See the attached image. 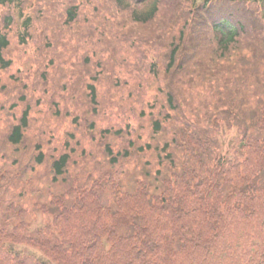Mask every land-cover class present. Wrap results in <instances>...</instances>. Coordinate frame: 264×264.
<instances>
[{"label": "trees", "instance_id": "obj_1", "mask_svg": "<svg viewBox=\"0 0 264 264\" xmlns=\"http://www.w3.org/2000/svg\"><path fill=\"white\" fill-rule=\"evenodd\" d=\"M27 1L0 0L17 8L24 34L32 17L19 7ZM111 1L142 24L164 3ZM192 2L174 3L179 42L166 50L169 91L160 86L165 99L149 136L141 127L104 130L127 143L106 141L98 165L82 159L85 149L49 160L40 144L30 156L25 148L0 155V264H264V0H203L210 27ZM65 12L75 22L78 4ZM4 21L8 30L15 17ZM206 34L216 43L211 55L187 57L193 42L208 49ZM10 44L0 29L1 69L12 64ZM88 88L98 104L96 85ZM28 128L26 109L8 143L20 145ZM230 129L238 132L232 155L220 138ZM149 153L154 162L133 161Z\"/></svg>", "mask_w": 264, "mask_h": 264}, {"label": "rangeland", "instance_id": "obj_2", "mask_svg": "<svg viewBox=\"0 0 264 264\" xmlns=\"http://www.w3.org/2000/svg\"><path fill=\"white\" fill-rule=\"evenodd\" d=\"M142 1L135 7L145 9L154 0ZM174 3L164 0L157 17L142 24L134 22L129 10L117 11L111 0H47L42 5L39 0H28L24 8L19 7L32 17L28 34H24L17 8L0 6V29L8 33L11 42L5 57L12 62L8 69L0 68V155L25 148L30 156L42 147L50 160L66 148L79 153L85 149L82 159L98 165L106 141L117 147L127 143L113 134L105 138L104 130L141 127L144 137L149 136L152 119L159 115L157 107L165 99L160 86L165 93L169 91L164 71L166 50L170 51L169 43L179 42L181 25L172 19L177 12ZM70 4H78L79 15L72 23L65 12ZM201 7L193 0L192 10L202 13ZM9 15L15 21L7 30L4 20ZM200 24L207 31L205 24ZM206 35L209 50L193 42L187 57L211 55L216 43ZM152 62L157 64L155 76L149 74ZM195 64L202 70L213 66L210 62ZM89 83L96 85V109ZM26 109L29 128L24 142L13 146L8 135ZM142 112L147 115L142 117ZM237 135L236 129L220 135L225 154L232 155ZM147 159L154 162L155 155L149 153L133 161L142 164Z\"/></svg>", "mask_w": 264, "mask_h": 264}]
</instances>
